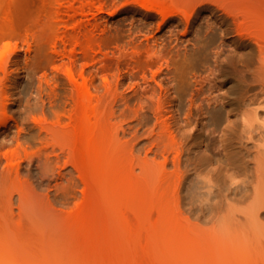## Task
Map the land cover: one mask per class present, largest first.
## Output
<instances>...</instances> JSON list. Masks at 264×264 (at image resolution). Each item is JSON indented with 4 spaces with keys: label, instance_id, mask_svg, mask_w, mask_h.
I'll list each match as a JSON object with an SVG mask.
<instances>
[{
    "label": "rangeland",
    "instance_id": "374dc122",
    "mask_svg": "<svg viewBox=\"0 0 264 264\" xmlns=\"http://www.w3.org/2000/svg\"><path fill=\"white\" fill-rule=\"evenodd\" d=\"M140 1L0 0V264H264V0H179L166 22ZM78 22L100 26L102 100L70 121L54 42ZM130 28L194 65L128 67Z\"/></svg>",
    "mask_w": 264,
    "mask_h": 264
},
{
    "label": "bare ground",
    "instance_id": "6f19581e",
    "mask_svg": "<svg viewBox=\"0 0 264 264\" xmlns=\"http://www.w3.org/2000/svg\"><path fill=\"white\" fill-rule=\"evenodd\" d=\"M170 2V3H169ZM178 3L179 0H141L140 3L148 8L149 11H156L159 14L163 16V19L166 21L170 19H174L176 17H179V15H186L187 12L180 9L178 4L174 5L175 3ZM90 8L89 5L82 4L80 7L81 14L86 12L87 8ZM101 9V8H100ZM68 11H74L77 12L74 5H71L68 9ZM67 12V13H69ZM70 14V13H69ZM66 12L61 11L60 12V20L64 24H68V22L75 18L77 14H70L69 20L68 18H65ZM146 18H150L151 14L146 13ZM88 25H92L91 28H88ZM161 26V24L159 25ZM100 26L98 23L95 24H88L84 22H78L74 25L72 28V31L69 30H62L60 33V39L56 40L54 42V48L56 53L61 59H64L65 57L69 59L65 74L68 79V83L71 87L70 94L68 95L69 103L71 104V110L67 114V118L70 119V121H75L78 117L79 111L86 107L90 109L92 112H95L99 103L102 100V96L98 94L99 86L96 84L97 78H98V70H89V67L93 66L96 67V64L98 61H100L99 53L101 52L102 43L100 42V36L98 35L97 31L99 30ZM85 30L84 33H81L82 30ZM130 33L127 35L128 39L126 40V45L130 46L131 52H129L130 61L127 63L128 67H134L139 63L141 54L143 53L146 57V61L149 64L153 65H160L165 66L167 69H169V72L177 73V71L180 69L182 72L187 70V65L189 66L193 61L197 58L195 55L188 56L187 53H181L179 50H173L169 49L166 51H159L155 50V46L153 44H150L147 42L146 47L142 50V43H136L134 38L131 39V36L133 35L132 28L129 29ZM82 36H81V35ZM69 36V39L67 37ZM148 41V40H147ZM76 42L77 45L82 47V59L85 60L86 66H83L82 69L76 70L77 61L79 60V57L77 55L76 47L72 48L68 53H61L60 52V46L61 44L66 45L67 43ZM259 45V59L261 64H264V42L257 41ZM192 65V64H191ZM189 66L190 68L192 66ZM264 66V65H263ZM182 67H185L184 71L181 69ZM0 68H2V61L0 59ZM180 70L178 72H180ZM183 74V73H180ZM144 82H147L144 78ZM119 85V82L116 83V86ZM137 86L135 85L133 88L137 90ZM105 89L106 93L112 97V103L114 106L117 104L118 97L112 93V86L110 82L106 79L105 80ZM114 95V98H113ZM247 106L250 107L248 104ZM7 107L6 105L0 104V114L3 118L6 115ZM254 114V117L256 120H260L261 118H264L262 115L260 116L261 112L258 111V109H250ZM169 111H174L173 106L170 107ZM175 112V111H174ZM260 112V114H259ZM162 111L160 110L158 115L160 116ZM259 114V115H258ZM259 118H258V116ZM237 116V114H236ZM243 123L248 122V117L245 115L240 116ZM261 117V118H260ZM0 120V124L4 125L6 123V118ZM263 120V119H262Z\"/></svg>",
    "mask_w": 264,
    "mask_h": 264
}]
</instances>
